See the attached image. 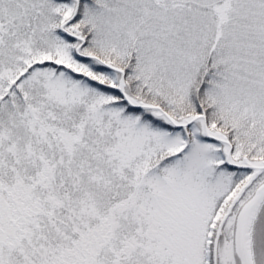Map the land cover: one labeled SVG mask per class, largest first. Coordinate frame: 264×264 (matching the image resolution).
Returning a JSON list of instances; mask_svg holds the SVG:
<instances>
[{"label":"snow or ice","instance_id":"snow-or-ice-1","mask_svg":"<svg viewBox=\"0 0 264 264\" xmlns=\"http://www.w3.org/2000/svg\"><path fill=\"white\" fill-rule=\"evenodd\" d=\"M0 264H264V0H0Z\"/></svg>","mask_w":264,"mask_h":264}]
</instances>
